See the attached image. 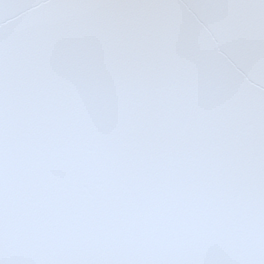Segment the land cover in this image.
<instances>
[{
	"label": "snow or ice",
	"instance_id": "1",
	"mask_svg": "<svg viewBox=\"0 0 264 264\" xmlns=\"http://www.w3.org/2000/svg\"><path fill=\"white\" fill-rule=\"evenodd\" d=\"M0 264H264V0H0Z\"/></svg>",
	"mask_w": 264,
	"mask_h": 264
}]
</instances>
